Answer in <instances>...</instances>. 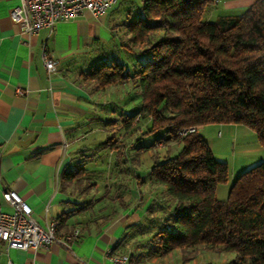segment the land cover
<instances>
[{"label":"trees","instance_id":"obj_1","mask_svg":"<svg viewBox=\"0 0 264 264\" xmlns=\"http://www.w3.org/2000/svg\"><path fill=\"white\" fill-rule=\"evenodd\" d=\"M213 3L142 0L117 48L82 77L97 91L131 82L142 95V109L124 119L123 127L128 131L148 118L147 132H166L150 149L147 176L164 188L162 200L149 205L144 228H130L124 241L150 231L148 254L180 250L184 256L204 246L232 254L230 264H264V160L234 178L222 200L216 192L230 181L228 163L216 158L198 130L180 134L212 123L240 124L264 148V0L214 21L204 17ZM171 142L181 150L160 158L161 147ZM110 143L120 156L122 145Z\"/></svg>","mask_w":264,"mask_h":264},{"label":"crops","instance_id":"obj_2","mask_svg":"<svg viewBox=\"0 0 264 264\" xmlns=\"http://www.w3.org/2000/svg\"><path fill=\"white\" fill-rule=\"evenodd\" d=\"M256 1L232 4L251 6ZM19 4L20 0H0V205L9 211L3 193L15 190L41 222L58 220L60 238L77 229L80 236L69 247L53 243L37 250L7 248L0 240V264H113L111 253L126 252L128 230L145 226L147 208L154 200L161 202L164 188L147 178L153 156L147 159L145 146L135 148L130 131L136 124L119 138H127L128 144L120 140L115 145H122L118 157H125L124 169L118 162L108 173L109 183L94 181L96 171L85 168L93 164L97 149L93 136L108 133L107 118L113 115L108 106L115 98L138 90L123 83L97 91L82 74L114 50L107 49L109 43L117 48L125 22L133 17L116 18L108 14L111 8L100 18L84 11L58 22L52 32L43 28L29 37L11 20V10ZM44 46L58 62L52 75L43 64ZM219 125L223 130L228 125L238 143H253L250 151L263 148L250 128ZM243 135L249 138L239 137ZM177 144L168 143L158 156L172 153ZM79 168L85 169L82 177H66ZM233 180L230 175L227 197Z\"/></svg>","mask_w":264,"mask_h":264},{"label":"rangeland","instance_id":"obj_3","mask_svg":"<svg viewBox=\"0 0 264 264\" xmlns=\"http://www.w3.org/2000/svg\"><path fill=\"white\" fill-rule=\"evenodd\" d=\"M232 1L235 0H215L211 6H209V11L205 14V19L216 20L218 16L222 15H241L248 9L250 6L246 5H233ZM142 0H117V2L112 6L111 10L108 11V14H113L116 18L122 17L127 14L129 17H138L139 9L141 7ZM107 29V28H106ZM122 31V29H120ZM123 38V35L121 36ZM112 41V40H111ZM117 43V42H116ZM107 49H115L114 43L111 42L108 45ZM127 88H136L131 82L127 83ZM116 100L113 101L111 105L108 106L110 113L113 114L111 117L107 118L109 122L107 123V132L106 134L99 131L95 136H93V141L96 145L95 154L91 156L93 158V164H86L85 168L89 170V167L92 166V169L95 170L92 177L98 185H104V183H109V174L112 170H116L118 162L120 167L124 169L125 157H117V148L110 142L116 141L117 143L121 142L127 143V138L120 139L121 136H125L126 129L123 127V120L129 116L136 115L142 109V95L138 91L133 90L125 92L123 96L116 97ZM99 101V100H98ZM101 101V100H100ZM148 118H145V121L140 120L130 131V136L133 135V142L136 143L135 148L137 149L138 145L145 146L147 153V159L150 158L151 147L159 138H163L166 135L164 129L157 130L154 132H147L151 128V124L148 122ZM144 122H148L149 126ZM222 125L212 123L202 126L199 129V134L208 142L211 147L214 155L220 161L227 162L230 168L231 176L236 178L242 172L249 170L250 168L260 164L264 160V149L261 148L260 151L253 150L250 151L253 147V143H248V140L244 143L241 140V143H238L237 138L233 136L232 132H228L227 126L223 128ZM251 134L256 137L257 135L252 130ZM223 139H219L222 138ZM240 138L249 136H239ZM104 144V147L102 145ZM106 143V144H105ZM128 144V143H127ZM116 145V144H115ZM260 146V145H259ZM165 148V145L163 146ZM161 147V150L164 149ZM182 145L177 144L172 147V155L177 154L181 150ZM110 150H113V155L110 154ZM122 156V155H121ZM118 158H120L118 160ZM90 164V165H89ZM121 170V169H120ZM91 177V178H92ZM90 178V179H91ZM91 181H93L91 179ZM229 184L219 185L217 189V195L219 197H227ZM224 187V188H223ZM143 227L144 226H140ZM150 232V231H149ZM148 231L143 235L134 234L133 238H127L125 242V250L139 252L142 264H180L182 262L192 261L196 264L198 263H209V264H230V261L234 257L223 253L217 249H209L204 246L197 247L193 250L186 251L185 257L182 256L180 250H175L170 254L163 256H155L153 254H148V250L144 246L146 241L150 238V233ZM146 250V251H145Z\"/></svg>","mask_w":264,"mask_h":264},{"label":"built area","instance_id":"obj_4","mask_svg":"<svg viewBox=\"0 0 264 264\" xmlns=\"http://www.w3.org/2000/svg\"><path fill=\"white\" fill-rule=\"evenodd\" d=\"M215 1V0H214ZM117 0H20V4L11 10V20L18 25L19 32L25 36H35L43 28L53 31L60 21L78 17L84 11H90L96 18L104 15ZM42 59L49 75L57 70L58 62L52 58L48 48L43 47ZM199 127H189L180 132L185 135L198 130ZM4 201L11 207L9 211L0 205V240L7 248L34 249L48 247L53 243L66 246L76 241L80 230L60 238L57 219L41 222L34 214L31 205L15 190L3 193ZM113 264H142L139 252L111 253ZM180 264H196L192 261ZM209 264V263H198Z\"/></svg>","mask_w":264,"mask_h":264}]
</instances>
